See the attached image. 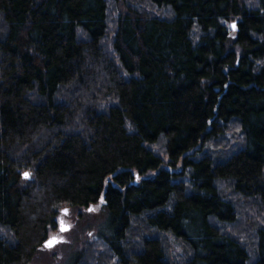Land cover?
Segmentation results:
<instances>
[{"label":"trees","instance_id":"1","mask_svg":"<svg viewBox=\"0 0 264 264\" xmlns=\"http://www.w3.org/2000/svg\"><path fill=\"white\" fill-rule=\"evenodd\" d=\"M65 208L72 264H264V0H0V264Z\"/></svg>","mask_w":264,"mask_h":264},{"label":"rangeland","instance_id":"2","mask_svg":"<svg viewBox=\"0 0 264 264\" xmlns=\"http://www.w3.org/2000/svg\"><path fill=\"white\" fill-rule=\"evenodd\" d=\"M151 173L150 175H152ZM68 215L64 217L65 224L70 225V231L61 233L63 242L50 249L43 247L30 264H72L75 256L83 246L99 235L109 237L107 227L109 217L98 210L84 211L83 209L65 208ZM51 235L57 232L50 231Z\"/></svg>","mask_w":264,"mask_h":264},{"label":"flooded vegetation","instance_id":"3","mask_svg":"<svg viewBox=\"0 0 264 264\" xmlns=\"http://www.w3.org/2000/svg\"><path fill=\"white\" fill-rule=\"evenodd\" d=\"M66 215H68L67 210H61V213L56 218L55 227L51 229L52 232H57V235H51L49 232V235L47 237V240L52 239V240L57 242L54 247H56L57 245H60L63 242V238H61V233L62 234L66 233V232L70 231V229H71L70 225L65 224L64 217H66ZM64 228H67V230L62 231V229H64ZM54 247H52V248H54ZM52 248H50V249H52Z\"/></svg>","mask_w":264,"mask_h":264},{"label":"water","instance_id":"4","mask_svg":"<svg viewBox=\"0 0 264 264\" xmlns=\"http://www.w3.org/2000/svg\"><path fill=\"white\" fill-rule=\"evenodd\" d=\"M66 230H67V228L62 229V231H66ZM50 242H51V244H50ZM56 243H57L56 241H54L52 239H49V240L45 241L44 247H46V248H52V247H54L56 245Z\"/></svg>","mask_w":264,"mask_h":264},{"label":"snow or ice","instance_id":"5","mask_svg":"<svg viewBox=\"0 0 264 264\" xmlns=\"http://www.w3.org/2000/svg\"><path fill=\"white\" fill-rule=\"evenodd\" d=\"M233 27H235V25H233ZM27 175V174H26ZM50 244H51V242H50ZM50 246V245H49Z\"/></svg>","mask_w":264,"mask_h":264}]
</instances>
